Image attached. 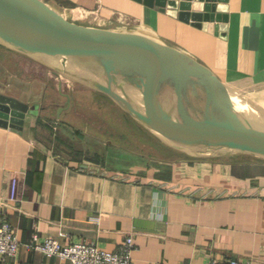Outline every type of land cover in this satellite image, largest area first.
<instances>
[{"label":"crops","instance_id":"crops-1","mask_svg":"<svg viewBox=\"0 0 264 264\" xmlns=\"http://www.w3.org/2000/svg\"><path fill=\"white\" fill-rule=\"evenodd\" d=\"M45 1L58 11L92 14L94 26L154 32L210 67L240 111L250 112L246 96L264 105V0L218 1L226 21L186 19L137 0ZM27 60L0 42V93L38 104L20 129L0 125V219L20 239L7 264H73L28 247L35 235L114 249L128 233L131 264H207L211 256L264 264V161L171 145L165 156L145 157L84 129L89 122L73 118L77 103H67L55 72L36 65L29 71Z\"/></svg>","mask_w":264,"mask_h":264},{"label":"water","instance_id":"water-1","mask_svg":"<svg viewBox=\"0 0 264 264\" xmlns=\"http://www.w3.org/2000/svg\"><path fill=\"white\" fill-rule=\"evenodd\" d=\"M137 1L168 7L186 19L227 20L218 12L225 8L218 3L223 0ZM220 27L225 25L216 24ZM0 42L41 62L51 58L47 64L55 74L108 94L174 147L198 155L247 152L264 157V121L238 112L210 67L154 32L77 23L45 0H0ZM60 88L71 104V94ZM131 90L139 91L143 101ZM37 107L0 93V125L20 129Z\"/></svg>","mask_w":264,"mask_h":264},{"label":"rangeland","instance_id":"rangeland-1","mask_svg":"<svg viewBox=\"0 0 264 264\" xmlns=\"http://www.w3.org/2000/svg\"><path fill=\"white\" fill-rule=\"evenodd\" d=\"M59 12L62 13L64 17L72 21L91 25L90 22H92V14H83L81 16H78L76 14H73V11L70 10L68 12ZM123 22L124 21L121 20V23ZM26 55L28 60L22 65L25 64V66L28 67L29 71H31L30 69H32L35 65L36 67H38V69H51V67L47 64V62L51 61V58L44 59L45 62H41L43 65L40 66L38 64L40 63V60L35 58V56H31L29 54ZM55 75L57 77L56 83L58 84L59 81H61L60 83L62 85V89L64 91L67 90V92L71 94V104L73 103V105H75L77 103V106L75 107V114L73 113L75 117L73 118L89 122V124L87 123L83 125L84 129L88 127L87 130L89 133L91 132L95 135H106L109 141H112V139H116L117 141L120 140L125 148L136 150L139 153L144 154L145 157L146 155H150L152 157H159L163 155L165 156L163 148L166 147V145L170 144L159 137L156 133H154L143 122L139 121L133 115H131L111 96L99 89L88 86L79 79L70 78L65 74H61L60 76H58L57 74ZM66 80H68L71 85L67 86L65 83ZM81 89L86 92L76 98V91ZM131 94L135 99H141L138 91L131 90ZM246 97L248 99L250 107V112L248 115L264 121V105L260 104L259 101L253 99L252 97ZM130 117H132V119ZM67 119L69 120V117ZM174 149H177V147H175ZM240 153L246 155L244 156L245 158L250 156L249 159L253 160L254 162L264 161V157L262 156L247 152Z\"/></svg>","mask_w":264,"mask_h":264},{"label":"built area","instance_id":"built-area-1","mask_svg":"<svg viewBox=\"0 0 264 264\" xmlns=\"http://www.w3.org/2000/svg\"><path fill=\"white\" fill-rule=\"evenodd\" d=\"M125 20V19H123ZM66 85L71 83L66 80ZM17 173L12 178V200L17 197ZM27 243L28 247L42 250L47 255H58L62 259H69L73 264H131L132 250L134 248V236L128 233L125 239L114 249L101 247L93 242L76 241L63 243L57 237L48 236ZM20 246V239L15 227L7 219H0V264H7V258L15 255ZM248 260H240L235 257L211 256L207 264H249Z\"/></svg>","mask_w":264,"mask_h":264},{"label":"bare ground","instance_id":"bare-ground-1","mask_svg":"<svg viewBox=\"0 0 264 264\" xmlns=\"http://www.w3.org/2000/svg\"><path fill=\"white\" fill-rule=\"evenodd\" d=\"M187 54V53H186ZM189 55V54H188ZM138 93H139V95H140V97H141V99L140 100H138V99H136V100H138V101H143V98H142V95H141V93L138 91ZM232 104V103H231ZM233 105V104H232ZM234 106V105H233ZM234 108L238 111V112H240V113H243V114H245L244 112H242V111H240L238 108H236L235 106H234Z\"/></svg>","mask_w":264,"mask_h":264}]
</instances>
